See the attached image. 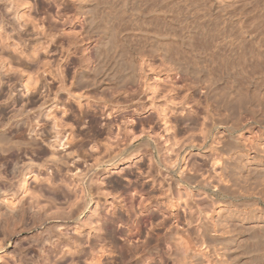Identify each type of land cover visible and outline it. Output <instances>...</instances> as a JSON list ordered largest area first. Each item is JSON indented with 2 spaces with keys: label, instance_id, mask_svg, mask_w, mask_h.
Wrapping results in <instances>:
<instances>
[{
  "label": "rangeland",
  "instance_id": "rangeland-1",
  "mask_svg": "<svg viewBox=\"0 0 264 264\" xmlns=\"http://www.w3.org/2000/svg\"><path fill=\"white\" fill-rule=\"evenodd\" d=\"M105 72L111 82L107 87L96 82ZM27 76L38 79L33 91L22 88ZM8 92L12 101H7ZM82 115L93 118V126L96 123L89 133L93 140L85 137L88 125L81 121ZM223 118L237 121L239 130L227 129ZM1 120L11 130L0 128V183L6 186L0 190V223L7 220L5 207L17 210L19 216L8 236L0 235V264H22L18 256L24 258L25 244L38 256L35 246L40 244L41 231L57 221L50 219L41 226L30 223L25 228L22 222L27 214L22 210L33 206L32 213L40 210L38 215L60 214L63 223L66 216L79 215L75 175L121 148L124 142L119 146L118 140H126L123 132L129 134L130 156L115 168L92 175V206L79 217L81 223L92 225L86 226L87 231L75 232L73 225L61 228L69 244L84 239L86 251L94 244L106 248L101 232L96 238L94 216L109 215L113 206L116 214L127 215L119 207L121 200L126 198L121 205H128L129 199H134L132 203L139 199H131L134 194L128 187L141 188L143 197L149 198L147 213L180 217L181 227L195 244L205 240L200 237L198 210L210 212L214 203L255 207L264 215V170L258 176L262 179L251 169L241 171L237 184L230 177L243 195L204 188L205 182H216L218 170L209 160L214 153L236 147L237 136L252 143L257 132L264 133V0H0ZM9 130L15 136L10 137ZM142 131L150 147L143 145L145 135L138 137ZM218 132H226L229 145H216ZM59 140L63 148L55 147ZM50 152L61 157L58 172L46 164ZM68 153L77 158L71 160ZM161 162L173 166L164 168ZM228 167L227 178L236 171L233 165ZM180 170L185 184L174 186L172 180L180 177ZM21 181L25 182L22 191ZM72 203L76 205L71 207ZM263 234L251 230L253 237ZM241 241L236 243L241 252L252 255L253 264H264V238ZM64 244L52 240L41 246L51 264L56 259L50 254L52 248L63 253L65 264L75 258L77 248L69 252ZM112 250L114 255L106 262L118 264ZM37 263H42L40 257Z\"/></svg>",
  "mask_w": 264,
  "mask_h": 264
},
{
  "label": "bare ground",
  "instance_id": "bare-ground-1",
  "mask_svg": "<svg viewBox=\"0 0 264 264\" xmlns=\"http://www.w3.org/2000/svg\"><path fill=\"white\" fill-rule=\"evenodd\" d=\"M214 1L216 2L217 0H214ZM76 40H77V38H76ZM106 73L107 72H105L103 75L98 77L99 79L96 81L98 83V85L100 84L101 86H104V87L109 86L108 83L110 81H108V76H107L108 74H106ZM133 74H134V72H133ZM37 82H38L37 77L27 76L26 81L24 83H22V88H23V90H25V92L26 91L28 92L30 90L33 91V90H35V86L37 85ZM121 88H123V87L121 86ZM108 90H110V88ZM66 93L69 94L70 92H66ZM117 93L118 92H116V94ZM116 94H115V96H116ZM31 100H32V98L29 101L31 102ZM7 101H12L11 92H8V94H7ZM223 110H221V111H223ZM81 117H82L81 121H83L84 123L87 122L88 131H87V133L85 132V137L89 138V137H91V135H89V133L92 132L93 130H95L96 127L94 128V126H96V123L93 126V123H94L93 118L91 119L89 116H86V115L85 116L82 115ZM220 118H222V117L216 118V120L220 119ZM223 119L225 120L223 125H226L227 129H229V130H231V129L237 130L238 129L239 123L237 121L229 120L228 118H226V119L223 118ZM163 121H164V119H163ZM166 122H168V121H164L163 124L166 125ZM218 123H220V122H218ZM240 123H242V122H240ZM214 124H212V126ZM167 125H168V123H167ZM0 128H3V129L5 128L6 130H8L9 126L7 125L6 122L1 120L0 121ZM165 129L167 131V128H165ZM227 129L225 127V130H227ZM10 130L8 131L10 137L15 136V134ZM30 131L31 130H29L28 133H31ZM123 131H124V129H123ZM223 133L218 132V133L214 134V139L216 141V145H219L221 147H225L226 143L228 142V135H226V132H225V134H223ZM123 135H125L124 137L126 138V140H124L123 138L118 140V145H119L120 141L124 142V145L122 143L121 148L119 147L120 146L119 145L118 146L119 148H116L117 151L114 150L115 152H113V154L109 153L107 155L105 153L106 157H105V154H104V157H101L100 156L101 154H100L99 156L101 158H99V159L95 156L97 158V159L94 158V159H96V160H94L95 164L93 163V165H91L87 169V171H81L75 175V178H74L75 187H77L79 190L78 196L77 195L74 196L75 197V203H76V201L78 203L77 207H76L77 208L76 213L79 215H76V218H73L71 216V214H73V213H71L70 214L71 217L66 216V218L68 217L67 219L65 217H63L64 219H66L65 221H67V222L63 223L62 222L63 219L61 218L60 214H58V213L57 214L60 217L59 216L51 217V215L47 216V214L44 212L41 213V215H40V213L38 215V212L40 211V210H38L37 214L34 212L35 213V215H34V213H32L33 211H31V208L33 206H29L28 208L22 210L24 212V214H27V215H24L25 216L24 222H22V225L25 228L28 225H30V223L34 224L35 222H37L41 226L44 223H46L48 220L50 221V219H56L57 221L55 223H53L52 225H50L47 229L44 228V230L41 231L42 239L40 241V244H37L35 246L37 248L38 256L31 251V247H29L28 244H25V245H27V248L25 249L24 258H22L21 256H18V261L22 262V264H39V263H37V257L38 258L40 257L42 260L41 264H51V262L49 261V254H44V252L41 249V246L45 242H48L49 244H51V241L54 240L57 242H60V241H62L63 243L65 242L64 246L68 248L67 251H69V252H72V250L75 249V247L77 248V250L75 249L76 250L75 251L76 255L74 256L75 258H73V259L71 258L72 259L71 262H69L67 264H111L112 262L109 261V263H107L106 260L109 259V256H111L110 254L114 255L113 254L114 251L112 250V248L115 249V252L117 254L114 256V258L116 256H118V257H116L117 263L119 261L118 264H253L252 255H249L248 253H243V252H245V250H243L241 252L240 247H238L240 245H238L236 243H237V241L242 242L241 240H244L247 242L250 241L252 243H254L256 241L260 242L264 238V234H263L264 233V215H260L259 209L255 208V207H247V206L236 207V206H233L229 203L217 202V203L212 204V207L210 208L211 209L210 212H203V211L198 210V213L201 214V215L199 214L200 219H201L200 237H201V239L205 238V240H203V241L199 240L200 242L195 244L190 240L189 235H188L189 232H187V230H185L183 226L181 227V224H182L181 220L182 219H180V217L178 218V216H174V215H170V214L166 215L164 213H163V215L162 214L159 215V214L155 213L156 211L147 213L148 207H149V206L147 207V203H148V201L150 202L149 198L143 197V194H142L143 191L141 192V190H140L141 188H139V190H138L137 187L134 188V187H128V186H127L128 189H130L131 192H133L132 194H134L133 196H131V199H132V197L134 198V196H136L140 199V201H139V199H137L138 203L136 202L137 200L134 201V202H136L135 203L136 206H135L134 202L133 203L131 202L134 199H132V200L129 199L128 201H130V202L128 205H127V203H125L124 205H121L122 203L125 202L124 200H127L126 198L124 200L123 199L121 200V202H120L121 206L119 205V207H120V209H122L123 212H126L127 215H121V214L118 215V213L116 214L113 211V210H115V206H113V208H111L112 210L109 212V215H102V213H99V214L94 213L96 216L93 215L95 217V223H93V224H95L94 231L96 232V234H95L96 238L100 237V235L102 233L103 237L105 238V239H102V241L106 240V242L104 241L106 243V245L108 243V245L110 244L112 246L109 247L107 245L109 247L108 248L105 244H103L104 243L103 242L102 244L104 246H106V248L99 245L100 247L97 246L98 247V249H97V247L95 248L96 245L94 244L95 246L94 245L90 246L91 250L86 251L84 249L85 247L82 245V244H84V242H83L84 239L82 241L80 239L79 240L80 243L77 241L79 244L75 241V243H73V244L70 243V244H72V245H70L69 242L67 241V238L65 237V235L61 231V228H64L68 225H73L74 230L76 232L79 230L80 231L86 230V229L88 230L89 228H87V227L92 225L91 223L87 224V221L81 223V221L79 220L80 215L85 211L88 212L90 207L92 206L91 203H92V200L94 199L93 198L94 192L92 189V183H93L92 178H94V177L92 175H94L96 172L100 171V169H104L106 167H111L113 169L116 167V165L118 163H121V161H126L125 157L130 156V152H128L130 145H129V143H127V141L129 142V140H130L129 134L127 132H123L122 137H123ZM143 135H145V134L142 131L138 137L143 136ZM256 135H258V136H256ZM145 136L146 137L144 138V144L143 145L150 147V139L147 135H145ZM92 138H93V136L91 137V139ZM204 138L205 137H203V139ZM142 139H143V137H142ZM253 139H254V141L252 143H248L247 142L248 139L244 140L241 137L237 136V137H235L236 147L233 145V147H232L233 149H231V147H229L230 148L229 150H227L228 149L227 148L226 151H223V152L220 150L219 151L217 150L218 152L214 153L212 155L213 157L211 159H209L210 163H211V167L213 166V168L215 167L218 170V171H216L217 180L215 177V181H216L215 183L210 184L208 182H205L204 188L210 187L211 189H213L214 192L224 191V192L229 193V194H237V195L242 194L243 195L242 190L240 193V188H237L236 185H233L231 183V181L233 180L232 182L234 184H237L238 182H240V180H241V176H240L241 174L240 173H241V171L244 172L245 169H247L248 171L250 169L252 171L254 170L258 174V175L256 174L257 177L260 176L259 173H261V171L264 170V133H262L261 131L259 133L257 132V134H255V138H253ZM92 140H91V142H93ZM132 140H134V139H132ZM95 142H96V140H95ZM63 146H65V145H63L61 143V140H59L56 143L55 147H62L63 148ZM131 146H133V145H131ZM105 148H107V145L105 146ZM133 151L137 152L138 150H133ZM72 152L74 153V151H72ZM13 153L14 152H12L10 154L11 155L10 158L13 157V155H14ZM73 153L72 154L68 153L66 156L70 157L71 160H74L77 158V156L73 155ZM157 154L159 155V153H157ZM123 159H125V160H123ZM159 159H161V158H159ZM180 159L182 160L181 156H180ZM151 160H152V158H151ZM175 160H176V158H175ZM162 162H161V165H163ZM167 162H166V164L168 166L169 163H167ZM60 163H61V157L57 158V157H55L54 152H50V155L48 156V159L46 162V164L49 166V168L58 172V171H60V166H59ZM175 163H177V162H175ZM159 164H160V162H159ZM156 165H157V162H156ZM171 165L173 166V164H171ZM171 165L169 164V166H171ZM229 165H233L234 169L232 168V170H236V171L233 172L235 174H233V175L231 174L229 176V178H227L228 176H226L225 172H226V170H229V169H227V167ZM157 166H160V165H157ZM167 166L165 165L164 168ZM12 168H14V167H12ZM228 168H230V167H228ZM157 169H158V171L156 173L159 174V168H156V170ZM14 170L15 169H13V171ZM151 170H152V168H151ZM16 171H17V169H16ZM183 172L184 171L180 170L178 173V175L180 177L172 180V182H173L172 184H174V186H179L181 184H183V185L185 184V180H186L185 178L186 177L185 178L183 177V179L181 178V176H183V174H184ZM188 172H190V171H188ZM156 173L154 172V174H156ZM11 174H14V173L12 172ZM161 175H159L160 178H161ZM163 175H165V174H163ZM125 176H126V174H125ZM156 177H158V176H156ZM156 177H155V179H151V181L153 180L152 182H154L157 179ZM230 177H233L232 180L230 179ZM239 177H240V180H239ZM247 177L248 176H246V178ZM242 178H244V177H242ZM246 178H244V179H246ZM259 179H262V177H260ZM195 180H194V182H195ZM247 180H248V178H247ZM249 181H250V178H249ZM256 181H258L257 178H256V180L254 179V182H256ZM19 182H20V180H19ZM22 182L23 181H21V183ZM186 182L188 183V181H186ZM252 182H253V180H252ZM18 183L15 184L16 185V191H15L16 193L18 192V187L20 186V183L19 184ZM203 183L204 182L202 180V186H203ZM241 183L244 184V182H241ZM188 184H190V182ZM115 186H114V188L118 189L119 185L117 187H115ZM129 186H130V184H129ZM167 186H168V190L170 191L169 184ZM260 186L261 185H259V187ZM5 187L6 186H4L3 184L0 183V190L4 189ZM24 187H25V182L22 183L20 190L21 191L24 190L25 189ZM127 187H126V190L123 188L124 192L127 191ZM243 187H244V185H243ZM246 189H247L246 194L245 193L244 194L248 195L247 193L249 192L248 191L249 189L248 188H246ZM120 190H122V189L120 188ZM99 192L100 191H98V194H100ZM125 193H127V192H125ZM122 194H123V192H122ZM167 196L171 197V193H170V196L169 195H167ZM255 196H256V194H255ZM122 198H123V196H122ZM128 198H130V197H128ZM51 199H52V197H51ZM180 199H181L180 196H178L176 201L174 199L173 200L177 203ZM211 200L212 199H210V201ZM175 202L173 203V205L176 204ZM72 204H71V207L76 205V204H73V205ZM173 205H172V207H173ZM155 207H157V206H155ZM4 209H5V212L7 215H3V216L7 220H10V223L7 222V220H5V219H3V223H2V221L0 223L1 224L0 225V235L2 236L3 239L8 236L9 227H13L12 225L15 224L14 222H16L18 220V216H19V215H17V210L14 211L13 208H6L5 207ZM33 209H35V208H33ZM136 209H137V211H136ZM74 214H75V211H74ZM74 214H73V216H74ZM76 220H77V222H76ZM52 221H54V220H52ZM183 221L186 222V224L189 223L188 222L189 220L186 221V220H184V218H183ZM90 222H91V220H90ZM84 223H86V224H84ZM5 224H7V225L10 224V225L6 227V226H4ZM242 226L243 227L248 226L247 229L249 228V230L250 229L254 230V233L257 230V232L259 231V234H263V235H259V236L256 235L257 237H253L252 236L253 234L251 235V230L248 231L246 229V227H244L246 230L245 229L242 230V228H240ZM80 236H82V235H80ZM119 240L123 242V243H120L121 245L120 244L118 245ZM85 243H86V241H85ZM245 243H243V244H245ZM14 245L21 247L22 243H20L17 240L16 241L14 240ZM93 246L96 249L95 251H93L94 248L92 249ZM253 247L254 246L252 245V248ZM254 250L256 251L257 249L255 248ZM246 252H247V249H246ZM250 252H251V250H250ZM258 252H259V250H258ZM253 253H256V252H253ZM50 254H52V256L54 255V257L56 258L54 260L53 264H65L66 260H64L63 253H61V251H58V250H55L54 248H52ZM260 259H261V257H260ZM114 260H116V259H114Z\"/></svg>",
  "mask_w": 264,
  "mask_h": 264
}]
</instances>
